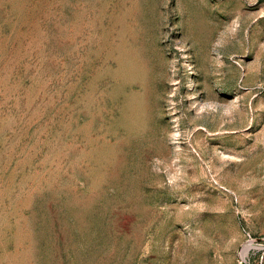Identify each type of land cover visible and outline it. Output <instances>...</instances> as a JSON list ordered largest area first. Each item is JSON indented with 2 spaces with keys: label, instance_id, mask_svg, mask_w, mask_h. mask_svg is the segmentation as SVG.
I'll list each match as a JSON object with an SVG mask.
<instances>
[{
  "label": "rangeland",
  "instance_id": "1",
  "mask_svg": "<svg viewBox=\"0 0 264 264\" xmlns=\"http://www.w3.org/2000/svg\"><path fill=\"white\" fill-rule=\"evenodd\" d=\"M0 264H264V0H0Z\"/></svg>",
  "mask_w": 264,
  "mask_h": 264
}]
</instances>
